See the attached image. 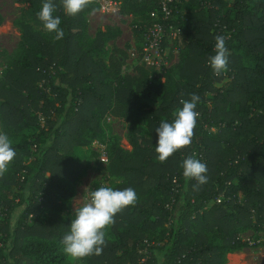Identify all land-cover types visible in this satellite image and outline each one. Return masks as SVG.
<instances>
[{"label":"trees","instance_id":"trees-1","mask_svg":"<svg viewBox=\"0 0 264 264\" xmlns=\"http://www.w3.org/2000/svg\"><path fill=\"white\" fill-rule=\"evenodd\" d=\"M113 1L124 16L158 7L157 0ZM21 2L27 8L13 21L20 40L0 75V131L16 151L0 177V264L68 262L60 241L70 229L74 183L87 167L74 149L93 141L104 143L107 183L91 182L89 193L132 187L137 202L116 214L102 254L80 264H224L226 254L249 245L243 232H264V0H173L162 23L176 29L170 39L178 52L162 82L142 64L121 72L126 54L105 45L119 34L114 27L88 39L91 4L69 16L53 0L64 31L57 40L37 18L44 0ZM148 23L133 24L137 42ZM216 35L230 52L220 76L208 59ZM192 93L200 97L192 144L161 163L155 128ZM151 94L155 107L144 102ZM108 117L129 123V150L104 135ZM193 152L207 165L202 185L183 176Z\"/></svg>","mask_w":264,"mask_h":264},{"label":"clouds","instance_id":"clouds-1","mask_svg":"<svg viewBox=\"0 0 264 264\" xmlns=\"http://www.w3.org/2000/svg\"><path fill=\"white\" fill-rule=\"evenodd\" d=\"M92 0H62L65 13L75 16L82 12ZM56 5L53 0H44L37 18L48 32H54V39H62L64 31L60 28L61 18L54 16ZM215 54L210 56L209 63L213 73L220 76L228 71L229 49L226 46V37H214ZM200 97L196 93L190 99H181L178 109L173 112L171 122L162 120L155 128L157 140L155 152L161 163L181 149L190 147L194 138L200 112L197 105ZM16 156L9 136L0 131V177L7 171L9 164ZM183 176L194 179L198 185L207 183V165L197 159V153L185 157L182 161ZM137 202V193L132 187L123 189L112 186H100L88 193L84 203L74 209V219L70 222L69 231L62 237L60 243L63 252L73 260H80L91 255L102 254L106 245L107 229L115 224V216L126 207Z\"/></svg>","mask_w":264,"mask_h":264},{"label":"rangeland","instance_id":"rangeland-1","mask_svg":"<svg viewBox=\"0 0 264 264\" xmlns=\"http://www.w3.org/2000/svg\"><path fill=\"white\" fill-rule=\"evenodd\" d=\"M95 0H92L89 10L85 14L86 18V35L88 39L94 37L97 30H102L106 26H112L116 30H119L117 37L106 42V47H117L123 50L126 54L123 65L121 67L122 73H132L134 66L142 64L146 69V73L156 75L160 82L163 81V68L154 69L151 66H146L140 61V50H137V46L141 47V42H137L135 34L133 32V24L136 21L149 22L151 24L152 17L147 15L145 10L142 13L138 12L133 15H121L118 13V2H116L115 10L108 9L102 12L101 9L92 6ZM185 1L181 4V8H185ZM27 8V4L21 2V0H0V75L3 67L7 63V56L11 54L19 43V31L17 26L14 25V20L23 15V11ZM155 10V9H154ZM153 11V10H152ZM167 34H165L166 36ZM169 37L165 41V65L168 67L171 63L176 61L177 58V44L176 39H170ZM148 106L155 107L159 103L158 95L151 94L149 98L144 101ZM129 123L122 121L121 119H114L108 117L103 121V132L110 139H116L117 143L124 149L129 150L130 144L127 137V129ZM106 142V141H105ZM104 145V143L100 142ZM107 143V142H106ZM102 146L96 142H91L84 147L74 149V154L79 159H85L87 167L79 178L74 183L73 196L69 203V213L71 220L74 219V209L81 206L86 196L89 193V185L91 182H99L106 185L107 181L104 179L106 176L105 159L100 156V150ZM111 237L112 234L108 233ZM241 239L246 240L248 246L239 249L225 255L224 264H264V232L252 233L251 231H245L241 234ZM256 245H253V244ZM138 254H142V251L138 250ZM156 262H160V254H156ZM66 264H80V260H73L69 257Z\"/></svg>","mask_w":264,"mask_h":264},{"label":"built area","instance_id":"built-area-1","mask_svg":"<svg viewBox=\"0 0 264 264\" xmlns=\"http://www.w3.org/2000/svg\"><path fill=\"white\" fill-rule=\"evenodd\" d=\"M171 2H173V0H157L158 7L149 14L153 20L151 24H148L142 32L140 61L146 66H151L154 69L166 68L163 67V65L166 66L164 63L166 56L165 49L160 46V42L163 40V37L167 39L169 37H173L176 33V29H174L170 24L166 29H164V24L162 23L170 17L171 9L169 4ZM95 3L97 8L101 9L102 12H105L108 9H114L116 5V2L113 0H95ZM165 34L167 35L165 36ZM96 143L102 146L100 156L106 159L104 145L99 142ZM140 250L142 251V254H140V257L137 260L138 263H142L147 256L145 247Z\"/></svg>","mask_w":264,"mask_h":264}]
</instances>
